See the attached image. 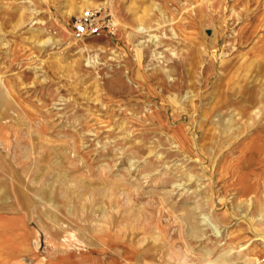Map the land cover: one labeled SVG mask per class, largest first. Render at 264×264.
Masks as SVG:
<instances>
[{
  "label": "rangeland",
  "instance_id": "rangeland-1",
  "mask_svg": "<svg viewBox=\"0 0 264 264\" xmlns=\"http://www.w3.org/2000/svg\"><path fill=\"white\" fill-rule=\"evenodd\" d=\"M263 190L264 0H0V264H264Z\"/></svg>",
  "mask_w": 264,
  "mask_h": 264
},
{
  "label": "built area",
  "instance_id": "built-area-1",
  "mask_svg": "<svg viewBox=\"0 0 264 264\" xmlns=\"http://www.w3.org/2000/svg\"><path fill=\"white\" fill-rule=\"evenodd\" d=\"M103 26L104 24L101 19H99L96 11H86L76 16L72 23V29L76 37L98 34ZM111 26L114 27L113 24Z\"/></svg>",
  "mask_w": 264,
  "mask_h": 264
},
{
  "label": "bare ground",
  "instance_id": "bare-ground-1",
  "mask_svg": "<svg viewBox=\"0 0 264 264\" xmlns=\"http://www.w3.org/2000/svg\"><path fill=\"white\" fill-rule=\"evenodd\" d=\"M13 98V97H12ZM177 129H178V133H179V136L181 137V139L182 140H186L187 138V134L185 133V130L182 128V127H180V128H178L177 127ZM262 161V160H261ZM262 164V163H261ZM263 174V173H262ZM255 177H257V179H258V175H256ZM255 177H254V179H255ZM260 178V177H259ZM264 191V190H263ZM249 202V204H251V205H255L256 207H257V205H258V203H257V200L256 201H254V199L251 197L250 198V200L248 201ZM48 203V202H47ZM48 205H49V203H48ZM51 205V204H50ZM51 207H53V206H51ZM260 207V206H259ZM56 209V208H55ZM5 218V217H4ZM3 219V218H2ZM47 219V218H46ZM257 219H264V211H259L258 213H257ZM255 222V221H254ZM24 224V223H23ZM215 230V229H214ZM217 230V229H216ZM202 231V230H201ZM217 231H219V230H217ZM70 232V231H69ZM201 233V232H200ZM217 234V233H216ZM48 235V234H47ZM71 235V234H70ZM37 238V237H36ZM72 238V237H71ZM76 238V237H75ZM157 238V237H156ZM69 239V238H68ZM256 239H261L260 237H257ZM27 242V241H26ZM228 245V244H227ZM28 247V246H27ZM229 249V248H228ZM232 249H229V250H227V251H231ZM175 251V250H174ZM170 252H172V251H170ZM170 252H168V253H170ZM172 254L170 253V256H171ZM185 255H187V254H185ZM207 255V254H206ZM225 255V254H224ZM251 257V260L253 261H255V260H257V254H255V253H253L252 255H250ZM178 257V256H177ZM185 257V256H184ZM171 258V257H170ZM180 258V257H179ZM182 258V257H181ZM188 259L190 258V257H187ZM247 258V257H246ZM249 258V256H248V259H250ZM222 259H224L225 261H229V260H231V256H227V255H225L224 256V258H222ZM203 260V259H202ZM233 261V260H232ZM231 261V262H232ZM14 262V261H13ZM181 264H197V263H195V262H189L188 260H186V259H183L182 261H181Z\"/></svg>",
  "mask_w": 264,
  "mask_h": 264
}]
</instances>
